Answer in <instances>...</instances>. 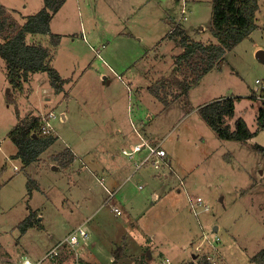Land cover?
<instances>
[{"label": "rangeland", "instance_id": "rangeland-1", "mask_svg": "<svg viewBox=\"0 0 264 264\" xmlns=\"http://www.w3.org/2000/svg\"><path fill=\"white\" fill-rule=\"evenodd\" d=\"M257 1L259 29L227 51L186 95L179 84L171 83L175 65L182 68L181 78L184 69L187 80L196 72L186 61L175 60L183 49L177 33L167 30L176 21L191 39L215 42L209 30L212 0H66L50 22L51 33L59 35L54 46L49 35L27 38L51 50L50 65L66 79L63 91H54L48 99L42 90L51 91L46 72L33 74L22 92L14 93L0 55V264L42 255L84 220L93 245L81 256L83 264H111L119 248L117 264H141L154 245L161 255L156 258L188 255L182 263L195 259L192 252L197 259L211 255L215 264L258 263L254 257L264 249V154L252 145L264 146V127L258 129L257 121L264 102V62L255 56L256 46L264 49V0ZM0 2L18 22L43 4L42 0ZM11 93L13 102L8 100ZM224 97L235 103L234 115L225 119L230 130L238 117L251 131L258 130L244 142L219 138L199 114L201 106ZM15 107L20 116L28 112L37 116L41 111L56 116L51 126L57 139L38 161L27 165L14 156L17 147L8 137L17 120ZM132 125L167 151L170 170L164 166L146 170L164 183L169 181V186L158 188L155 199L143 171H133L113 197V188L107 183L110 192L103 188L100 172L89 161L75 160L71 179V169L58 167L71 149L79 155L97 148L104 153L100 163L108 166L115 161L123 176L130 174L135 161L145 155L135 153L130 159L122 153L128 143L138 142ZM172 170L184 179L180 191L175 176H162ZM76 190L94 194L95 202L80 207ZM123 192L126 204L120 197ZM197 196L202 203L194 215L188 198L194 201ZM115 207L120 212L115 213ZM29 212L40 226L22 234L19 224ZM204 235H218L219 240L213 246L201 243ZM64 255L61 264H71L73 257L67 251Z\"/></svg>", "mask_w": 264, "mask_h": 264}, {"label": "trees", "instance_id": "trees-1", "mask_svg": "<svg viewBox=\"0 0 264 264\" xmlns=\"http://www.w3.org/2000/svg\"><path fill=\"white\" fill-rule=\"evenodd\" d=\"M42 6L33 14L24 15L23 21L18 22L6 14L5 6L0 2V55L6 65V79L10 89L14 93L22 92L24 84L28 82L33 74L46 72L49 78V85L55 93L62 91L66 79L61 77L59 72L51 65V50L40 42L28 41V34H43L50 36L51 45L54 46L58 40V34L50 31V22L54 14L66 0H42ZM210 31L215 42H201L193 40L186 31L174 24L170 30L171 34L177 33L180 47L183 49L175 60L178 64L183 60L192 68L193 77L190 80L184 79L187 76L185 69L184 76L178 75L179 68L175 65V75L171 83L179 84L183 94H187L192 84L200 80L205 73L213 66L218 65L224 58V54L233 49L241 40L247 37L257 27L256 13L258 11L257 0H212ZM183 62V63H184ZM196 65V68L193 66ZM191 71V72H192ZM190 72V71H189ZM168 84V83H167ZM8 95L9 101H15V97ZM165 100V99H164ZM234 98L224 97L209 101L199 108V114L216 132L221 139H234L245 141L252 137L255 131H251L247 122L241 117L234 120L235 128L230 130L225 122L226 118L234 115ZM16 123L8 133L11 142L17 147L15 157H18L23 164L27 165L39 159L40 154L46 150L57 139V136L41 132L39 116L33 113H26L20 116V110L15 107ZM20 117V118H19ZM258 129L264 127V102L257 113ZM252 147L261 154H264V146L254 144ZM61 154V153H60ZM64 153H62L63 155ZM59 157V153L56 159ZM61 157V156H60ZM70 162V159L63 160ZM40 226L39 221L32 212L25 216L19 224L23 234L29 227ZM254 260L257 264H263L264 249L259 251ZM121 257V248L114 255L111 264H117ZM182 264H210L206 257L192 259Z\"/></svg>", "mask_w": 264, "mask_h": 264}, {"label": "built area", "instance_id": "built-area-1", "mask_svg": "<svg viewBox=\"0 0 264 264\" xmlns=\"http://www.w3.org/2000/svg\"><path fill=\"white\" fill-rule=\"evenodd\" d=\"M255 83H260L259 80H255ZM50 86V85H49ZM51 91L48 88H43L46 99H48L52 94L54 93L55 90L50 86L49 87ZM53 91V92H52ZM56 94V93H55ZM39 123H40V129L41 132L44 134H50L54 132L53 127L51 126V121L56 118L55 114L53 111H48L44 112L41 111L39 112ZM62 118V117H61ZM133 126V125H132ZM134 131L137 133L139 137V141L136 143H133L128 148H122V153L126 156H128L130 159L133 158V155L135 153H139L144 151L145 155L140 158V160L136 161V166L141 167L146 164H149L150 166H153L154 168H159L163 166H168V161H166L165 155L166 151L164 148L161 147V143L159 142H149L147 141L139 132V130L136 128V126H133ZM16 168V167H15ZM181 185L183 186V183L181 181ZM139 187H142L139 185ZM189 206L191 211L196 215L197 214V208H199V205L202 203V198L196 197L194 201L189 199ZM208 207L205 205L203 208L206 210ZM113 211L116 213L120 212L118 207L113 208ZM90 229L88 226L83 223L79 224L77 227L72 229L66 236L61 238L60 241H58L56 244H54L52 247L48 248L43 252V254L35 259H32L28 256H24L23 258H20L16 264H48L49 261H58V257L61 255L62 251L65 250L69 254L74 257L75 263L79 264L81 260V254L86 248V246L89 244L91 241L90 238ZM219 240L218 235H215L214 238L208 237L207 235H204L203 242H207L213 246L214 243L218 242ZM201 243L195 246L196 249H199L201 246ZM206 259L209 261L210 264H215V260L211 255H206ZM114 257L111 258V263H113ZM47 262V263H46ZM141 264H174L172 260L165 256V257H160L158 260L155 262H142Z\"/></svg>", "mask_w": 264, "mask_h": 264}, {"label": "crops", "instance_id": "crops-1", "mask_svg": "<svg viewBox=\"0 0 264 264\" xmlns=\"http://www.w3.org/2000/svg\"><path fill=\"white\" fill-rule=\"evenodd\" d=\"M65 3V2H64ZM24 5H26V4H24ZM183 7L184 6H182L181 7V10H180V12L182 13V14H184V10H183ZM184 11V12H183ZM179 18V17H178ZM177 18V19H178ZM174 24H176V21L174 22ZM173 24V25H174ZM173 25L167 30V31H170L171 29H172V27H173ZM182 29V28H181ZM257 29H259L258 28V26L256 27V29L254 30V31H252L247 37H245V38H251V36H252V34L257 30ZM182 30H184V29H182ZM184 31H186V30H184ZM186 33H187V31H186ZM188 34V33H187ZM189 35V34H188ZM190 37V36H189ZM191 38V37H190ZM214 42V41H213ZM102 48H106V46H102ZM260 48H262L261 46H256V51L257 50H260ZM182 49V48H181ZM256 51H255V53H256ZM32 77V76H31ZM62 77V76H61ZM63 86H64V84H63ZM62 89H63V87H62ZM63 91V90H62ZM57 94V93H56ZM61 100H59V102H60ZM58 102V103H59ZM25 112V111H24ZM23 114V113H22ZM61 117H62V119L63 120H65L66 119V112L63 110V111H61ZM149 118V117H148ZM257 131L258 130H256L255 131V133H257ZM117 132L119 133L120 132V130L119 129H117ZM136 133V132H135ZM137 134V133H136ZM147 141H149V142H159L160 143V141H156V140H153L152 138H150V137H147V136H145L143 133H140ZM138 136V135H137ZM138 141H139V137H138ZM133 143H136L135 141L133 142ZM133 143H128L129 145H128V147H130L131 145H133ZM161 147H162V143H161ZM163 148V147H162ZM71 149V148H70ZM45 151V150H44ZM43 151V152H44ZM109 151V150H108ZM43 152L40 154V157H39V159L41 158V156H42V154H43ZM142 152H144V151H142ZM142 152H139V153H142ZM81 154V155H80ZM79 155L78 154H76L75 152H73V150L71 149L70 151H69V153H68V157H69V159H70V162H67V161H61V163L58 165V167H61V168H68V169H71V171L68 173L69 175H68V177H69V179H71V177H70V175H72V174H74L73 172H74V169H73V162L75 161V160H78V161H80L82 164H84V162L85 161H83L84 159L85 160H87V161H89L90 163H92L95 167H97L96 169L100 172V180L103 182V186L104 185H106L105 183H107L110 187L109 188H113V192H111V194H113L112 196L114 197L115 196V194L116 193H118V191H120V190H122V188L125 186V183L127 182L126 180L127 179H129L130 177H132L133 175H134V173L135 172H139V171H143V176H144V180H146L147 182H149V184H150V186H152V191L150 192V197H151V199H155L156 197H157V190H158V188L160 187V186H162V184H166V185H168L169 186V181H166V183H164L163 182V180H162V178L161 179H159L160 177H159V175H157L156 176V173L154 174V175H150L149 173H146V170L147 169H152V167L153 166H150L149 164H146V165H144V166H141V167H138L137 168V166H136V161H135V168H133V170L131 171V173L130 174H126V175H122V172H123V169L120 167V166H116L115 165V161H111L110 163L111 164H109L108 166H105L104 165V163H100L99 162V160H98V158H102L101 156L104 154V153H102V151L100 150V149H97V148H95V149H88V150H86V151H84L83 153H80ZM107 154V153H106ZM55 155H57V154H55ZM108 155V154H107ZM111 158H113V156L111 157ZM38 159V160H39ZM166 161H168V165H169V167L168 166H164V167H167L168 169L169 168H171V165H170V161H169V159H167V151H166V155H165V158H164ZM37 160V161H38ZM140 160V159H139ZM53 161H55L56 162V156H55V159L53 160ZM123 162H125V161H123ZM125 163H127V162H125ZM54 168H57V166L55 165V166H53ZM163 167V168H164ZM154 168V167H153ZM170 170V169H169ZM69 171V170H68ZM134 171V173L132 174V172ZM132 174V175H131ZM129 175H131V176H129ZM175 176L174 178L176 179V180H178V182H174V183H177V185H178V191H180L181 189H180V186L183 188V186L181 185V179H183V178H181L180 177V175H178V174H176V172H175V170H172L171 171V173L170 174H167L166 172H162V176L163 177H169V176ZM81 176V173L80 172H78V174H77V177H80ZM167 179V178H166ZM184 180V179H183ZM100 182V181H99ZM162 182V183H161ZM172 183V182H171ZM170 183V184H171ZM174 185V184H173ZM173 185H172V187H173ZM105 190H107L108 191V193L110 192V189L107 187V185L105 186V187H103ZM138 188H143V186L142 187H139L138 186ZM89 190V189H88ZM77 191V198H79L80 199V201H81V203L79 204V206L80 207H83L84 206V208H87V206L89 205V204H93L95 201V196H94V194H90V192L88 191V193H84L83 194V192H80L79 190H76ZM75 191V192H76ZM106 191V192H107ZM124 192H125V190H124ZM124 192H123V195L122 194H120V197H122L121 198V200H122V202H127V197H125V198H123V196H124ZM128 201H130V200H128ZM126 204V203H125ZM189 211H191V209H190V206H189ZM194 214V213H193ZM195 215V214H194ZM87 222V220H84V222H82V223H80V224H83V223H86ZM86 225H87V223H86ZM89 228V227H88ZM90 231V230H89ZM202 231V230H201ZM90 238H91V241L89 242V244L86 246V248L84 249V251L82 252V254H81V256L86 252V250H89V247H91L92 245H93V238H92V233H91V231H90ZM58 241H60V240H58ZM194 241H193V239L191 240V242H190V246H192V243H193ZM51 246H49V248H50ZM47 250V249H46ZM193 251V250H192ZM64 252H65V250H63L62 251V253H61V255L58 257V263L59 264H61V260L66 256V255H64ZM159 253H161V252H159ZM68 255L70 256V257H72V255L71 254H69L68 253ZM146 255V257L148 258L147 260H146V262H151V263H153V262H155L156 260H158L159 258H156V257H158V256H161V255H158V251H157V245H154V247H153V249L152 250H150L149 249V251H147V253L145 254ZM185 255V254H184ZM41 255H39V256H37V257H35V258H38V257H40ZM190 256V255H189ZM190 257H193V258H196L195 257V254H193V252L191 253V256ZM35 258H32V259H35ZM188 258V255H185V256H183L182 254H180V253H178L177 255H175V257L172 259L173 260V262H175L176 264H182V262H180L181 260H184V259H187ZM72 260H71V264H76L75 263V260H74V257L73 258H71ZM89 259V258H88ZM90 260V259H89ZM79 264H83V262L80 260V262H79ZM88 264V263H87Z\"/></svg>", "mask_w": 264, "mask_h": 264}, {"label": "water", "instance_id": "water-1", "mask_svg": "<svg viewBox=\"0 0 264 264\" xmlns=\"http://www.w3.org/2000/svg\"><path fill=\"white\" fill-rule=\"evenodd\" d=\"M255 56L260 60L264 62V49L257 50L255 53ZM217 226H214L213 229L216 230Z\"/></svg>", "mask_w": 264, "mask_h": 264}]
</instances>
